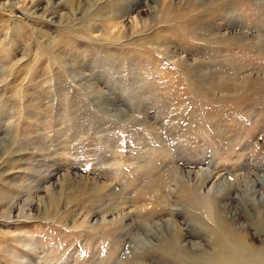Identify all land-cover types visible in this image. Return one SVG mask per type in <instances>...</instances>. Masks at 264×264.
<instances>
[{"label": "rangeland", "instance_id": "1", "mask_svg": "<svg viewBox=\"0 0 264 264\" xmlns=\"http://www.w3.org/2000/svg\"><path fill=\"white\" fill-rule=\"evenodd\" d=\"M223 221L264 251V0H0V264H209Z\"/></svg>", "mask_w": 264, "mask_h": 264}, {"label": "bare ground", "instance_id": "2", "mask_svg": "<svg viewBox=\"0 0 264 264\" xmlns=\"http://www.w3.org/2000/svg\"><path fill=\"white\" fill-rule=\"evenodd\" d=\"M223 222L224 223L223 225L220 226V229L223 231L224 237L222 239L216 237L214 243L219 250L222 249L225 250V252L223 251L224 257L221 258L220 260L212 259L209 261V264H224V262L226 263V261L229 262L230 254L234 256L236 259H239V257L241 256V257H245L246 259H250L251 261L261 260L258 261L259 264H264V251L263 250L258 251L257 253H251V251H246L245 248L246 242L240 239L239 235H237V232L233 230L230 223H228L227 221H223ZM219 261H221V263H219Z\"/></svg>", "mask_w": 264, "mask_h": 264}]
</instances>
